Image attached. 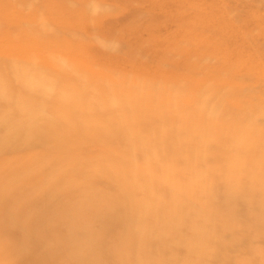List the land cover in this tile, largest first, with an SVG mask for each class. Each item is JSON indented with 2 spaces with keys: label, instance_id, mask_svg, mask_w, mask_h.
Returning <instances> with one entry per match:
<instances>
[{
  "label": "rangeland",
  "instance_id": "1",
  "mask_svg": "<svg viewBox=\"0 0 264 264\" xmlns=\"http://www.w3.org/2000/svg\"><path fill=\"white\" fill-rule=\"evenodd\" d=\"M35 67L44 69L45 77L40 81H44L41 86L46 87L42 89L43 93L40 92L45 96L40 94L36 101L42 108L41 112L38 109L37 114L54 116L56 131L62 139L77 145L84 144L89 136L76 127L91 132L93 124L98 128L101 125L116 127L106 139H116V143H120L117 142L116 134L128 125L125 117L128 118L129 125L132 124L134 113L123 112L119 104L110 100L116 95L132 93L133 97L136 96L131 110L136 108L138 100L145 92L151 94L150 99L144 102L145 107L153 105L159 97V89L163 90L164 97L183 96L186 108L195 106L190 105L192 100L202 101L201 107L205 112L201 110L199 116H205L207 122L215 126L218 138L209 144L208 149L213 153L198 157L192 153L173 157L167 175L188 192H198V188L193 189L192 184L200 176L201 180L209 179V183L199 182L198 185L205 188L206 192L209 191L210 196L217 189L229 192L227 189L230 188L225 187L224 181L226 176L229 179L234 175L228 169L236 165L234 161L238 157L237 154L248 148L246 158L238 159V164H245V159L250 162L254 159L251 150L264 147L263 139L238 143L236 137L229 138L231 130H240L236 125L242 120L241 115L245 112L264 111V0H0V77L5 76L0 80V97H5L4 91L9 85L10 93L21 86L22 89L31 86V83H34L32 71ZM29 68L33 70L30 71ZM74 68L85 69L93 76L89 77V80L99 81L98 88L88 82V78L85 79L87 90L84 96L87 99H99L103 102L110 100L107 108L93 107L101 113L100 115L97 113L96 118L90 116L92 121L75 125L76 127L57 107L61 97H64L65 101L73 98L72 91H75L77 97H82L77 80L73 77L76 72ZM12 71H17L21 76L16 80L8 77ZM67 78L73 82L70 83ZM134 84H141L138 92L133 91ZM68 94L71 96H67ZM186 101L188 105L185 104ZM208 103L224 106L221 113H218L219 120L213 119L215 109L212 105H206ZM67 105H70V102H67ZM10 107L12 109L14 105ZM159 108H163V105ZM231 109L235 112L232 121L231 117L234 116L231 115ZM163 110L168 111L167 108ZM185 111L192 113L194 108H187ZM80 114L78 111L77 116ZM108 114L115 118V125L104 124L109 120L105 118ZM170 117L169 115L168 119ZM120 120L123 123L118 124ZM3 125L13 128L6 122H3ZM2 128L0 127L1 132ZM53 135L57 137L54 132ZM104 139L105 136L100 135L89 138L86 142L87 149L80 153L68 154L67 159H60L69 161L68 167L78 169L75 180L70 179V183L77 182V187L72 189L76 192L77 188L80 202L87 198V203L98 205L103 200L100 196L107 197L110 191L112 196L117 194L116 189L113 191L111 186L107 187L103 172L99 174V170L93 168L98 167L103 156H107L104 152ZM141 141L139 136L129 139L130 143L139 145ZM162 143L168 142L163 140ZM194 143L195 147L203 149L201 144L209 142L197 140ZM3 146H0V186L11 184L14 174L27 164L29 180L36 181L38 167L41 163L45 164L41 162L42 158L37 160L40 161L39 166L35 161L39 155L38 147L31 145L30 149H24L22 146L13 145V151H7L2 149ZM142 148L143 146H136L132 150L140 152L135 163L138 166L142 163L147 165L144 171L151 176L162 174L161 166L156 163V158L160 156L145 149L140 151ZM116 150L126 151L121 147ZM145 154L149 159L145 158ZM261 157L264 158V152ZM68 158L78 160L73 164ZM181 159L186 160L182 162ZM196 159L200 164L195 162ZM77 166L85 168L81 170ZM255 170L254 167V172ZM83 171H87L89 176ZM124 171L123 167V173ZM150 175H143L142 180L150 182ZM240 175L241 170L238 172V176ZM29 183L30 186L33 184ZM126 185L131 188L127 181ZM229 185L232 186L233 182ZM162 187L166 188L164 185ZM107 189L109 194L106 193ZM15 192L21 193L17 190ZM157 197L158 195L149 198V203H154ZM27 198L30 200V197ZM74 199L71 201L74 202ZM111 199L109 196L108 201ZM64 200L67 201L68 198ZM197 202L198 200L190 201L189 206L186 202L183 203L182 208L184 204L186 207L183 214L192 213L194 209L198 211ZM211 202L212 216L215 217L222 212V201L212 199ZM142 204L144 201L133 204L134 209H140ZM208 208L210 209V206ZM55 213L56 211L49 215L55 217ZM153 215L159 222L163 216L162 207L155 208ZM242 225L247 227L246 223ZM88 227L89 225L82 223L83 231ZM107 231L110 236L113 230ZM29 233L37 236L48 234L42 230ZM3 235L12 237L0 230V236ZM245 238L252 241V247L260 248L263 245L256 236L246 235ZM246 239L245 242L241 241V244H245ZM241 247L248 252L245 245ZM99 248L110 250L114 245L109 241L108 244L100 243ZM228 249L227 242L219 245V252ZM57 259L59 257H56ZM193 259L195 258L191 256L189 261Z\"/></svg>",
  "mask_w": 264,
  "mask_h": 264
},
{
  "label": "bare ground",
  "instance_id": "2",
  "mask_svg": "<svg viewBox=\"0 0 264 264\" xmlns=\"http://www.w3.org/2000/svg\"><path fill=\"white\" fill-rule=\"evenodd\" d=\"M31 68L30 71L33 70ZM74 70L76 72L73 77L77 80L82 97H77L75 91H72L71 94L74 95L67 96L73 98L65 101L64 97H61L57 106L73 121L74 126L92 121L90 116L96 118V114L99 113L96 109L107 108L110 100L119 104L123 112L134 113L132 124L129 125L128 118L125 117L128 125L116 134L117 142L120 143H116V139L114 141L106 139L112 135L116 127L108 128L101 125L98 128L93 124L92 131L89 132L75 126L89 138L105 136L104 152L108 157L103 156L98 167L91 165L90 169L93 167L99 170V174L103 172L107 187L111 186L113 191L116 189L118 195L112 196L110 191L109 196L112 199L108 201L109 196H100L99 198L103 200L98 205L87 203V198L78 201L77 188L76 192L72 189L77 187V182L70 183V179L75 180L78 169L68 167L69 161L60 159L63 157L67 159L71 153H80L87 149L86 142L89 138L82 145L66 142L56 131L54 116L37 114L38 109L41 112L42 108L36 101L41 95L45 96L42 89L46 87H42L44 81H40L45 77L44 69L35 67L32 71L34 83H31V86H25L24 89L21 86L10 93L9 85L4 91L5 97H0V127H4L3 122L13 127H4L2 132L0 130V146L4 145L2 149L13 151V145L22 146L24 149L36 145L39 155L35 161L38 162V166L40 162L38 159L42 158L41 162H45L38 167L36 181L29 180L27 164L14 174L11 184L0 186L2 207L0 230L12 236L10 238L0 236V264H264V158L261 157L264 147L251 150L254 159L251 162L245 159V164H238V159L246 158L248 148L237 154L238 157L234 161L236 165L228 169L234 175L229 179L226 176L224 181L225 187L230 188L227 189L229 192L217 189L210 196L209 191L206 192L205 188L198 185L199 182L209 183L210 176L208 180H201L202 176L196 178L192 188H198V192H188L167 175L173 157L192 154L198 157L213 153L208 149L209 144L218 138L215 126L207 122L205 116H199L201 110L205 112L201 107L202 101L192 100L190 105L195 106L187 108H194V111L189 113L185 111L187 108L183 96L164 97L163 90L159 89V97L153 105L145 107V100L151 97L149 92H145L143 97L139 96L140 100L137 99L136 108L131 110L136 97H133L132 93L116 95L107 102L87 99L84 96L87 90L85 79L88 78V82L98 88L99 81L89 80V77L93 76L83 68ZM18 76L21 75H18L17 71H12L8 77L16 80ZM4 77H0V80ZM69 81L73 82L71 79ZM141 87V84H134L132 89L138 92ZM67 102H70V105H67ZM185 104L188 105V101ZM11 105H14V108L11 109ZM161 105L163 108H159ZM206 105L214 107L213 119L219 120L218 113H221L224 106L214 103ZM164 108L168 111L163 110ZM146 109L151 111H145ZM78 111L81 112L79 116ZM263 113V110L255 113L245 112L241 115L242 120L236 125L240 130H231L229 138L236 137L238 143L251 139L264 140ZM169 115L171 117L168 119ZM192 115L194 117H191ZM231 115H235L232 109ZM105 118H109L104 122L105 125H115L113 122L115 118L112 115L108 114ZM234 118L235 116L231 117V121ZM117 123L121 124L123 121ZM135 136L141 138V145L129 142V139ZM156 139H163L168 143ZM197 140L209 143L201 144L204 147L201 149L195 147L194 142ZM136 146H143L140 151L145 149L162 158H156L162 174L151 176L144 171L147 165L142 163L138 166L135 163L138 160L137 156L140 155V152L132 151ZM120 147L126 151L118 152L116 148ZM145 158L149 159V156L145 154ZM69 160L74 164L78 158ZM181 160L184 162L186 159ZM195 162L200 164L198 159ZM79 168L82 170L85 166ZM56 170L58 172H55ZM83 172L89 176L87 171ZM143 175H150V182L142 180ZM126 181L131 188L127 187ZM29 182L33 184L30 186ZM232 182L233 185H229ZM15 190L21 193L18 194ZM189 194L195 196L191 197ZM155 195L158 197L154 203H149V198ZM27 197H30V200ZM72 197L75 198L74 202L71 201ZM65 198L68 200L65 201ZM212 199H220L221 207L223 206L222 212L215 217L211 212ZM193 200H198V211L194 209L192 213L183 214L185 204ZM139 201H144V204L139 206L140 209H134L133 204ZM183 203L185 204L182 208ZM158 206L163 209V216L159 222L153 215L154 209ZM55 211V217L49 215ZM82 223L89 225L85 231L82 230ZM242 223H246L247 227L245 228ZM108 229L113 230L110 236ZM41 230L48 234L37 236L29 233ZM246 235L256 236L263 245L260 248L252 247V241L247 240ZM244 239L247 242L241 244V241L245 242ZM109 241L114 248L110 250L99 248L100 243L108 244ZM226 242L229 249L219 252V245ZM241 245H245L248 252ZM191 256L195 259L190 262ZM56 257L59 259L56 260ZM51 261L53 263H50Z\"/></svg>",
  "mask_w": 264,
  "mask_h": 264
}]
</instances>
